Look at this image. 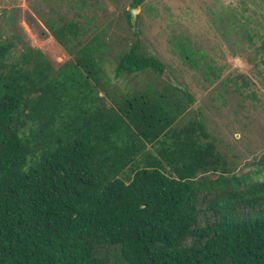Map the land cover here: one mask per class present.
Returning <instances> with one entry per match:
<instances>
[{
    "label": "trees",
    "instance_id": "16d2710c",
    "mask_svg": "<svg viewBox=\"0 0 264 264\" xmlns=\"http://www.w3.org/2000/svg\"><path fill=\"white\" fill-rule=\"evenodd\" d=\"M68 4L44 19L63 63L0 38V264H264V156L237 172L198 110L180 123L193 95L137 40L109 78L104 28Z\"/></svg>",
    "mask_w": 264,
    "mask_h": 264
},
{
    "label": "rangeland",
    "instance_id": "374dc122",
    "mask_svg": "<svg viewBox=\"0 0 264 264\" xmlns=\"http://www.w3.org/2000/svg\"><path fill=\"white\" fill-rule=\"evenodd\" d=\"M69 1L0 0V38L13 42V54L30 44L54 65L63 63L71 55L54 40L44 19L57 14L72 18L78 9ZM131 2L88 0L84 10V15L93 17L89 36L104 28L106 75L113 76L118 52L137 40L193 95L194 103L179 122L193 116L192 108L198 110L217 150L235 171L258 168L257 161L264 156V3L143 0L134 8L130 25ZM149 77L153 75L113 80L112 88L118 92Z\"/></svg>",
    "mask_w": 264,
    "mask_h": 264
},
{
    "label": "water",
    "instance_id": "95a60500",
    "mask_svg": "<svg viewBox=\"0 0 264 264\" xmlns=\"http://www.w3.org/2000/svg\"><path fill=\"white\" fill-rule=\"evenodd\" d=\"M135 11H136V9H134V8L131 10V18H132V22H133V24H134V20H135ZM162 75H163V77H164L165 79H167V80H169V81H172V78L167 74L166 71H163V72H162Z\"/></svg>",
    "mask_w": 264,
    "mask_h": 264
}]
</instances>
